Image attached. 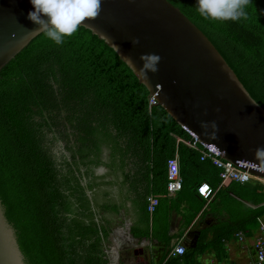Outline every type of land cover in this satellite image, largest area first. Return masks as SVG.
<instances>
[{"label": "trees", "instance_id": "16d2710c", "mask_svg": "<svg viewBox=\"0 0 264 264\" xmlns=\"http://www.w3.org/2000/svg\"><path fill=\"white\" fill-rule=\"evenodd\" d=\"M168 1L264 109V0H251L247 20L236 22L203 18L196 0ZM148 97L115 49L82 25L61 45L37 33L0 68V177L45 264H107L108 227L98 210L108 207L98 208L86 192L97 165L116 163L129 188L145 195L165 186L174 150L181 159L192 154L176 138L202 148L161 105L148 106ZM59 110L64 120L52 125ZM179 175L182 181L180 165Z\"/></svg>", "mask_w": 264, "mask_h": 264}, {"label": "water", "instance_id": "95a60500", "mask_svg": "<svg viewBox=\"0 0 264 264\" xmlns=\"http://www.w3.org/2000/svg\"><path fill=\"white\" fill-rule=\"evenodd\" d=\"M32 10L30 0H0V68L39 33V25L27 18ZM81 25L115 49L155 104L195 142L264 178V159L254 155L257 148H264V109L176 6L168 0H102L99 17ZM153 53L161 58L158 71L145 74L140 57ZM194 223L183 235L190 245L198 234ZM0 264H45L22 210L1 177Z\"/></svg>", "mask_w": 264, "mask_h": 264}, {"label": "crops", "instance_id": "0c3cea01", "mask_svg": "<svg viewBox=\"0 0 264 264\" xmlns=\"http://www.w3.org/2000/svg\"><path fill=\"white\" fill-rule=\"evenodd\" d=\"M176 140L182 142L185 151L192 149V154L184 152L181 159L174 150L183 175L180 189L172 193H166L160 182L147 194L137 195L116 163L94 168V185L89 195L97 207H108L106 211L99 209L98 214L108 230H113L109 238L116 251L113 261L158 264L174 241L180 239L185 251L172 264H208L209 259L219 263L247 262L250 258H245V254L252 249L257 218L264 217V178L252 176L247 185L232 179L220 180L217 168L209 159L199 158L200 146L190 147L184 140ZM103 151L101 158L107 164L108 150L103 148ZM200 181L213 189L207 201L195 192ZM149 194L157 198L151 212L146 209ZM192 223L198 230L194 245L183 240L185 230ZM236 231L243 234V240L234 236Z\"/></svg>", "mask_w": 264, "mask_h": 264}, {"label": "clouds", "instance_id": "9594fccd", "mask_svg": "<svg viewBox=\"0 0 264 264\" xmlns=\"http://www.w3.org/2000/svg\"><path fill=\"white\" fill-rule=\"evenodd\" d=\"M30 3L33 10L27 18L39 25L38 32L57 45L73 36L84 21L98 18L102 11V0H30ZM251 3V0H196L197 11L203 18L233 22L247 20L246 9ZM140 59L145 74L158 71L159 55L143 54ZM254 155L264 159V148H257Z\"/></svg>", "mask_w": 264, "mask_h": 264}, {"label": "built area", "instance_id": "2783aa9c", "mask_svg": "<svg viewBox=\"0 0 264 264\" xmlns=\"http://www.w3.org/2000/svg\"><path fill=\"white\" fill-rule=\"evenodd\" d=\"M155 104V98L153 96L148 97V106ZM185 143L190 147H195L194 142L185 140ZM199 158L202 160L208 158L210 163L217 168V175L220 180L232 179L238 182H246L249 180L251 175L247 170L238 167L229 160L222 158L216 150L211 147L202 145L200 150ZM165 190L166 193H172L177 191L181 187V178L179 175L178 162L175 155L169 156L165 160ZM89 190L86 192L88 193ZM196 194L204 201L209 200L213 195V189L207 182L200 181L195 186ZM157 203V198L154 195L149 194L147 196L146 209L151 212ZM257 234L252 243L253 256L247 262H215L213 259H209L208 264H264V217L257 218ZM110 234L112 237L113 230H108L107 241L103 242V253L107 259V264H118L116 260L112 244H109ZM234 236L238 240H243V234L240 231H236ZM185 251V246L182 244L180 239L174 241V244L168 248L165 256L158 264H172L171 261H178L182 257ZM112 259V261H111ZM178 264V263H173Z\"/></svg>", "mask_w": 264, "mask_h": 264}, {"label": "rangeland", "instance_id": "374dc122", "mask_svg": "<svg viewBox=\"0 0 264 264\" xmlns=\"http://www.w3.org/2000/svg\"><path fill=\"white\" fill-rule=\"evenodd\" d=\"M64 113H65V112L62 111V110L55 111V112H54V115L51 117V124L54 125L55 123L57 124L58 122H60L61 119L64 120V116H65ZM61 123H62V122H61ZM59 125H61V124H59ZM59 125H58V126H59ZM68 131H69V130L67 129L66 132H68ZM58 141H62V140H61V139H58ZM58 144H59V143H58ZM57 147L63 149V141L60 142V144H59ZM105 159H106V158H105ZM252 256H253V249L248 250V255H247V253L245 254V258H250V259H251ZM250 259H249V260H250Z\"/></svg>", "mask_w": 264, "mask_h": 264}, {"label": "flooded vegetation", "instance_id": "af4514ba", "mask_svg": "<svg viewBox=\"0 0 264 264\" xmlns=\"http://www.w3.org/2000/svg\"><path fill=\"white\" fill-rule=\"evenodd\" d=\"M104 149H105V151H106L107 147H106V148H104ZM103 152H104V151H103ZM103 152H102V153H103Z\"/></svg>", "mask_w": 264, "mask_h": 264}]
</instances>
